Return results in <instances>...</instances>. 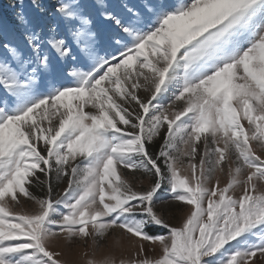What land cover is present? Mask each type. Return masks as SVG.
<instances>
[{"label": "snow or ice", "instance_id": "6c2138e0", "mask_svg": "<svg viewBox=\"0 0 264 264\" xmlns=\"http://www.w3.org/2000/svg\"><path fill=\"white\" fill-rule=\"evenodd\" d=\"M8 8L0 264H64L56 242L117 229L139 241L120 264H264V0Z\"/></svg>", "mask_w": 264, "mask_h": 264}, {"label": "rangeland", "instance_id": "374dc122", "mask_svg": "<svg viewBox=\"0 0 264 264\" xmlns=\"http://www.w3.org/2000/svg\"><path fill=\"white\" fill-rule=\"evenodd\" d=\"M136 2L139 3L140 0H136ZM0 13H2L1 10ZM2 15L6 21L10 23L12 22L11 13L10 16H8V19L3 13ZM2 53L3 50L0 49V55H2ZM245 126L247 127V125ZM253 146L257 147L255 144ZM216 175L219 176L221 185H223L227 181L226 175L219 172ZM127 178L133 180V182L137 185L143 184L144 186H147L149 183H151L148 178L139 174H137L135 178ZM64 186L65 184L62 183L60 185V188L56 190L60 191ZM36 195L40 196L42 195V193L36 192ZM163 199L169 201L171 200V195L169 193H165L163 195ZM34 208L35 206L33 204L22 203V206L17 208L16 210L31 212L34 210ZM171 210L177 212L187 211V209L181 210L179 205H176ZM176 222H178V220L174 221V223ZM151 231L153 232V234H156L157 232H166L167 230L155 228L151 229ZM138 244V240L130 239L123 232L117 229L116 231L108 235L105 239L99 241V243H94L91 239L86 241H78L73 244H69L61 240L56 242L54 250L60 252V259L64 262V264H89L90 261L99 262L106 259L114 260L115 264H120L121 260L128 261L134 257V253L138 251ZM148 247L149 245L145 244V248L147 249ZM148 255L152 257H158L160 255V248L156 246L155 250L149 252Z\"/></svg>", "mask_w": 264, "mask_h": 264}, {"label": "trees", "instance_id": "16d2710c", "mask_svg": "<svg viewBox=\"0 0 264 264\" xmlns=\"http://www.w3.org/2000/svg\"><path fill=\"white\" fill-rule=\"evenodd\" d=\"M0 10L8 19V16H10L11 13V11L8 8V0H0Z\"/></svg>", "mask_w": 264, "mask_h": 264}]
</instances>
